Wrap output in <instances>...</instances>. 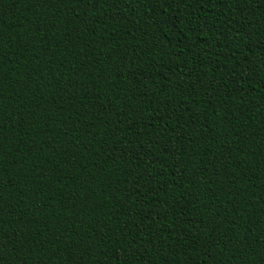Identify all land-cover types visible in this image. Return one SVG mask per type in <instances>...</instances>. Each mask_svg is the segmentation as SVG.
Returning a JSON list of instances; mask_svg holds the SVG:
<instances>
[{"label":"trees","instance_id":"16d2710c","mask_svg":"<svg viewBox=\"0 0 264 264\" xmlns=\"http://www.w3.org/2000/svg\"><path fill=\"white\" fill-rule=\"evenodd\" d=\"M0 264H264V0H0Z\"/></svg>","mask_w":264,"mask_h":264},{"label":"snow or ice","instance_id":"6c2138e0","mask_svg":"<svg viewBox=\"0 0 264 264\" xmlns=\"http://www.w3.org/2000/svg\"><path fill=\"white\" fill-rule=\"evenodd\" d=\"M87 3L92 4L93 0H86ZM107 4L109 6H112L114 10L118 9L122 4H126L127 0H95V3H101ZM217 2H226V0H217ZM237 39H240L241 37L237 35Z\"/></svg>","mask_w":264,"mask_h":264}]
</instances>
